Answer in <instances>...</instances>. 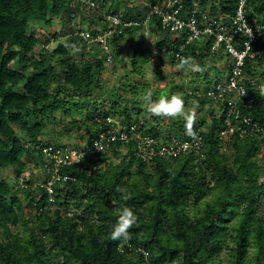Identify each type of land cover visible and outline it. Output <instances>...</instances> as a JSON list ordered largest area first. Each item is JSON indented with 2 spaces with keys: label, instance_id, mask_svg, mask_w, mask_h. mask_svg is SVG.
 <instances>
[{
  "label": "trees",
  "instance_id": "1",
  "mask_svg": "<svg viewBox=\"0 0 264 264\" xmlns=\"http://www.w3.org/2000/svg\"><path fill=\"white\" fill-rule=\"evenodd\" d=\"M94 1L105 8L106 25L110 13L140 20L149 12V7L131 6L127 0H113L109 6L107 0ZM183 1L184 8L192 11L195 1ZM199 1L224 19L237 7V0H212L209 5L207 0ZM121 3L123 11L119 10ZM247 7L250 17L264 16V0H249ZM82 9L75 0H0V264H264V135H236L225 142L219 133L227 109L207 93L203 99L210 101V118L193 125V132L199 130L205 140L203 160L197 161L189 152L173 160L154 158L150 168L133 152L132 142L116 141L110 151L124 152L119 164L110 163L104 170L100 165L106 154L97 161L86 155L81 164L62 168L73 178L55 183L53 207L46 188L40 185L49 173L43 171L42 180L35 185L29 178L32 172L26 175L30 161H34V169L42 166L43 144L83 146L43 140L40 134L48 115L62 102L66 113L88 104L76 96L100 85L97 76L106 68V57L97 47L91 53L94 61H77L62 42L54 50L61 56V64L56 65L47 56L48 49L40 47L35 23L42 20L52 26L54 17L64 15L74 22ZM150 25L151 32L160 35L156 46L178 51L180 37L161 26L160 16L155 15ZM88 28L93 33L101 30L92 25ZM70 29L71 42L81 41L91 52L76 34V26ZM137 30L143 31L144 25L125 27L111 42ZM52 35L58 34L52 31ZM210 50L208 39L196 40L187 45L182 57L204 59ZM139 53L133 52V64L141 72ZM171 56L178 60L175 54ZM259 74L264 75V55L247 58L242 82L255 101L251 107L238 102L237 108L264 126ZM136 87L132 85L135 93ZM116 95L109 110L94 106L95 114H86L94 126L88 129L86 151L98 132L111 126L105 117L116 112L123 115L127 126L136 123L145 133H165L156 124L148 126L134 118L127 105L119 109L124 97ZM133 165L136 171L131 170ZM7 169L15 170L25 183H12ZM27 206L35 209L29 218H25ZM122 207L132 209L138 221L130 229V242L117 250L120 242L108 236Z\"/></svg>",
  "mask_w": 264,
  "mask_h": 264
},
{
  "label": "built area",
  "instance_id": "2",
  "mask_svg": "<svg viewBox=\"0 0 264 264\" xmlns=\"http://www.w3.org/2000/svg\"><path fill=\"white\" fill-rule=\"evenodd\" d=\"M84 6L95 8L98 4L94 0H75ZM249 0H237V7L232 15L213 14L209 10L199 9L195 4L193 10L184 8L183 0H159L149 8L148 14L142 19L125 20L119 14L106 15L107 25L93 33L88 27H77L76 34L85 42L88 50L95 47L102 49L107 63H113V53L110 47L111 40L123 33L127 26L144 25V32H151L150 22L157 15L160 16V24L163 28H170L176 37H180L178 51L169 50V54L182 57L187 45L196 40L208 39L211 43V51L224 50L229 56L226 77L215 79L207 90V95L214 101H220L227 109L224 123L220 130V138L225 142L231 141L236 135L245 137L250 133L264 135V126L254 121L250 116L242 114L237 108L238 102H244L249 107L254 104V97L248 95V89L242 82L245 77V65L247 58L256 59L264 55V16L258 14L249 16ZM252 8L250 7V10ZM250 30V31H249ZM40 47L49 48L42 43ZM253 83L256 82L252 79ZM105 120L112 123L107 129L98 132L89 151L84 145L56 146L51 143L42 145L43 163L40 169L48 172V178L42 180L40 185L46 188L50 207L55 203V183L58 180L67 181L73 176L62 170L65 166L79 165L87 155L97 161L110 151L112 143L116 141L125 144L133 143V152L149 165L154 158L162 157L175 159L182 154L192 152L196 160L206 157V146L203 135L199 130L187 137L168 135H154L145 133L136 123L127 126L121 117L108 115ZM138 250L146 256L148 251L142 247Z\"/></svg>",
  "mask_w": 264,
  "mask_h": 264
},
{
  "label": "rangeland",
  "instance_id": "3",
  "mask_svg": "<svg viewBox=\"0 0 264 264\" xmlns=\"http://www.w3.org/2000/svg\"><path fill=\"white\" fill-rule=\"evenodd\" d=\"M158 1L127 0L131 6L142 5L149 8ZM194 1V4L199 9L209 10V7L201 5L199 0ZM211 1L207 0L206 3L209 5ZM106 2V6H109L113 0H107ZM123 6L124 3L119 4L120 11H123ZM104 13L105 8L103 9L102 6L96 9L84 6L80 15L75 20L73 19L74 22H71L67 15L54 17L52 26H48L42 20H35L37 34L41 38L40 46L42 43L47 44L49 42L47 56L56 65L61 64V56L57 52L54 53V50L62 42L69 46V54L77 61L84 59L94 61L91 55L93 52L86 51L82 47L83 43L81 41L71 42L73 30L70 28L72 26L87 28L93 25L95 28L103 29L105 27ZM73 23L75 24L73 25ZM52 31L57 32L58 35L53 36ZM159 36L157 33L150 32L146 34L144 31L137 30L133 35L127 34L115 38L110 43L113 63L106 62V68L97 76L100 85L90 88L83 95L76 96V100H86L88 104L83 105L84 107L80 109L73 107L66 113L62 102L54 114L48 115L49 118L46 120L45 127L40 134L41 138L72 145L78 143L87 144L89 138L88 129L94 128V126L93 121L87 119L86 114L90 112L92 117L95 114V110H92L94 106L98 108L105 106L109 110L113 97L117 98L118 96L116 95L117 93L124 97L120 100L119 109L127 105L134 118H138L142 122L146 121L148 126L156 124L157 128L165 133H186L184 121L182 119L172 120L148 116L142 96L149 90L152 91L154 100L161 96L178 95L182 97L186 110L195 112V122H200L204 118L209 119L208 108L211 104L210 101L206 102L203 97L206 95L208 85L214 79L224 77L223 73L225 74L228 70L230 56L224 50H219L218 52L210 50L204 59L191 58L193 66L201 70H177L178 60L174 59L165 49L155 45V41ZM48 38H50V41L47 42ZM135 50L140 52L138 55H141L139 57V63L142 65L141 72L134 70L133 59L135 57L133 52ZM257 82L259 87L264 84V75H257ZM132 85L137 86L136 93L133 91ZM113 116L123 117L119 112H116ZM201 127H205V124H202ZM122 154L124 152L118 154L115 151H108L101 162V169L107 170L110 163L119 164ZM30 163L33 165L34 161H30ZM32 165H30L31 170H26L27 172L25 173L27 175V173L32 172L29 178L31 177L35 185L42 180L44 173L40 168L34 169ZM89 165L90 167L93 166L92 164ZM149 167L151 168V165ZM136 169V165L131 167L132 171H136ZM6 172L11 176L12 183H25L22 176L18 179L15 170L7 169ZM18 193L23 196L21 191ZM34 210L32 207L27 206L25 218L35 214ZM223 257L227 261L226 253H224Z\"/></svg>",
  "mask_w": 264,
  "mask_h": 264
},
{
  "label": "clouds",
  "instance_id": "4",
  "mask_svg": "<svg viewBox=\"0 0 264 264\" xmlns=\"http://www.w3.org/2000/svg\"><path fill=\"white\" fill-rule=\"evenodd\" d=\"M250 31V30H249ZM177 70L183 71H199L193 66L190 57H178L176 65ZM259 95L264 96V84L259 87ZM143 104L146 107V114L148 116H155L164 119H182L186 134L193 135V125L195 122V112L186 110L185 102L182 97L178 95L161 96L158 99H153L151 90L147 91L142 96ZM117 191H121L119 188ZM122 198L127 199L126 196ZM138 217L128 207H122L118 213L116 223L113 225L108 238L111 241H119L117 250H121L124 245H127L131 240L130 229L137 224Z\"/></svg>",
  "mask_w": 264,
  "mask_h": 264
},
{
  "label": "crops",
  "instance_id": "5",
  "mask_svg": "<svg viewBox=\"0 0 264 264\" xmlns=\"http://www.w3.org/2000/svg\"><path fill=\"white\" fill-rule=\"evenodd\" d=\"M92 26H93V25H92ZM93 27H94V26H93ZM223 75H224V77H218V78H216V80H217V79H220V78H221V79L225 78V77H226V72H225V74L223 73ZM214 80H215V79H214ZM211 84H212V82L210 83V85H211ZM207 85H208V84H207Z\"/></svg>",
  "mask_w": 264,
  "mask_h": 264
}]
</instances>
